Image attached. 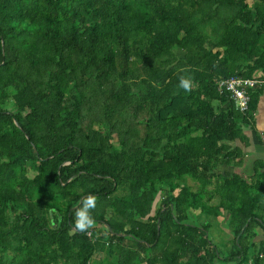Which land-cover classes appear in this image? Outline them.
<instances>
[{
	"label": "trees",
	"instance_id": "trees-1",
	"mask_svg": "<svg viewBox=\"0 0 264 264\" xmlns=\"http://www.w3.org/2000/svg\"><path fill=\"white\" fill-rule=\"evenodd\" d=\"M262 99L264 0H0V264H264Z\"/></svg>",
	"mask_w": 264,
	"mask_h": 264
},
{
	"label": "built area",
	"instance_id": "built-area-1",
	"mask_svg": "<svg viewBox=\"0 0 264 264\" xmlns=\"http://www.w3.org/2000/svg\"><path fill=\"white\" fill-rule=\"evenodd\" d=\"M255 79H242L231 77L219 80L216 83V91L219 95H226L233 103L234 109L239 113L247 110L249 97L247 90L256 85Z\"/></svg>",
	"mask_w": 264,
	"mask_h": 264
},
{
	"label": "rangeland",
	"instance_id": "rangeland-1",
	"mask_svg": "<svg viewBox=\"0 0 264 264\" xmlns=\"http://www.w3.org/2000/svg\"><path fill=\"white\" fill-rule=\"evenodd\" d=\"M245 2L249 5L251 4L252 0H245ZM180 55V53H177ZM97 127V126H96ZM254 144L256 145L255 147H253L252 149L249 150V156H247V153L244 155V157L242 156L243 160H244V164L243 166H241L235 173L236 174H248L250 173V170L252 168V162L255 158L257 157H263V153H264V142L263 141H256L255 139H253ZM247 156V157H246ZM216 172H220V173H232L233 169L226 167V166H220L216 169ZM188 186L191 187V189L195 188V185L189 181L186 180V183ZM201 216L198 218L200 219ZM77 224V222H76ZM213 230H212V235L216 236L219 239H229V236L227 235V231L225 230V223L220 224L219 226H215L213 225ZM255 238H252V241H257V239H262L263 237V233L256 228L255 230Z\"/></svg>",
	"mask_w": 264,
	"mask_h": 264
},
{
	"label": "crops",
	"instance_id": "crops-1",
	"mask_svg": "<svg viewBox=\"0 0 264 264\" xmlns=\"http://www.w3.org/2000/svg\"><path fill=\"white\" fill-rule=\"evenodd\" d=\"M253 119H254V122H253L252 130L244 131V135L248 139L247 144L244 146L238 141L234 143L235 146H238L241 149L243 157L246 153H247V156H249V150L256 146L253 142V139H255L258 142L260 141L264 142V99L258 102V105L256 107V112L254 113ZM262 155L263 157H257L254 160L260 159L264 163V153ZM243 164H244V160H243ZM252 165H253V162H252Z\"/></svg>",
	"mask_w": 264,
	"mask_h": 264
},
{
	"label": "clouds",
	"instance_id": "clouds-1",
	"mask_svg": "<svg viewBox=\"0 0 264 264\" xmlns=\"http://www.w3.org/2000/svg\"><path fill=\"white\" fill-rule=\"evenodd\" d=\"M180 87L184 88L185 90L190 88V81L184 77L180 78ZM95 200L93 197H89L85 202V208L94 207ZM77 228L83 231L86 227H90L92 224V220L89 214L85 211H80L77 213Z\"/></svg>",
	"mask_w": 264,
	"mask_h": 264
}]
</instances>
